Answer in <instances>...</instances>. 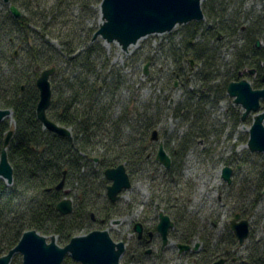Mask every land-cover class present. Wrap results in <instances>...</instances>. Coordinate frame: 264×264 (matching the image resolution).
<instances>
[{
  "label": "rangeland",
  "instance_id": "374dc122",
  "mask_svg": "<svg viewBox=\"0 0 264 264\" xmlns=\"http://www.w3.org/2000/svg\"><path fill=\"white\" fill-rule=\"evenodd\" d=\"M40 1L48 9L52 5L51 0ZM1 4V9L8 10L7 4ZM100 4L93 7L94 12L88 13L76 4L75 14L80 15L88 27L98 29L101 24ZM201 5L206 14L205 20L201 21L203 29L209 25L208 15H217L221 11L225 12V20L243 27L249 25L251 19L264 16V0H201ZM243 36L239 31L236 36L224 37L221 34L217 40H208V35L192 41L188 28L182 25L170 33L144 38L128 52L117 43L106 44L102 39L95 42L105 52V57L100 59V77L112 75L111 80L117 78L122 83L111 112L114 118L127 113L130 128L125 130V134L142 132L144 121L150 120L159 131L160 140L169 154L173 150L176 153L181 143L188 140L183 165L172 176L167 175V170L156 160L147 163L144 168H135L131 173V189L121 194L114 206L115 215L101 229L107 231L115 242L125 243L126 251L120 259L121 264H138L133 260V251L138 246L139 235L135 225L139 222L147 233L153 235L148 246L152 255L144 258L141 264H196L201 258L198 253L207 244L218 251L219 256L228 250L231 257L244 263L263 247L264 153H253L248 147L255 114L242 120L244 109L228 95L225 83L226 75L235 68L237 51L246 43ZM200 43L208 48L206 56L214 55L213 68L206 70L211 73L209 76L202 74L203 64L187 56V51H193ZM52 44L56 50H62L58 41L53 40ZM72 72L75 71L63 62L58 64L57 73L51 77L57 103L60 91L65 94L68 89L66 77ZM243 72H240V79L253 85L254 79L245 77ZM208 81L209 87L204 86V82ZM199 94H203L202 98ZM6 121L11 128L15 126L13 115ZM158 149L159 142H151L150 152L155 157ZM227 167L233 170L231 184L222 178ZM93 170L98 172L96 165L82 170L81 175L86 182L92 181ZM71 183L65 189L63 199L72 198L75 206L81 207L76 198L82 187L81 181L73 186ZM95 192L90 198L91 204L96 208L105 205L107 191L105 198H98ZM168 200L172 202L168 203ZM96 208L92 214L98 215ZM162 211L173 220L175 217L184 220L181 228L171 231L170 244L164 249L161 248L160 235L154 230ZM237 214L250 224V236L243 245L235 237L234 244L231 237L230 223ZM114 221L119 223L114 225ZM185 228L196 232L192 244L201 245L198 251L180 253L178 238ZM87 234L88 230H83L79 236ZM43 236L49 242L54 236L58 244V236ZM22 262V255L17 254L15 264Z\"/></svg>",
  "mask_w": 264,
  "mask_h": 264
},
{
  "label": "trees",
  "instance_id": "16d2710c",
  "mask_svg": "<svg viewBox=\"0 0 264 264\" xmlns=\"http://www.w3.org/2000/svg\"><path fill=\"white\" fill-rule=\"evenodd\" d=\"M51 1L48 9L40 0H10L8 7L17 6L22 13L20 18H15L9 8L6 11L0 8V108L11 109L15 120L13 128L7 121L0 123V154L8 132H14L7 147L14 181L9 186L0 180V257L15 248L27 231L58 236V244L64 247L83 230L89 233L101 230V221H93L91 217L96 207L90 198L95 191L98 198H105L110 185L103 177L105 171L124 164L132 181L131 173L135 168H144L156 160L150 152L151 134L157 130L156 126L145 120L142 132L125 134L130 128L127 113L114 118L111 112L122 83L117 78L111 80L112 75L100 77V59L105 57V52L95 44L97 40L93 41L99 28L88 27L80 15L75 14L76 4L88 13L94 12L93 7L102 0ZM1 2L4 0H0V5ZM225 19V12L221 11L217 15H208L209 25L205 30L201 22L187 24L190 39L194 41L209 35L208 40H217L221 34L226 37L242 32L246 43L237 51L234 70L226 75L227 89L232 82L241 80L239 75L243 71H247L243 72L245 77L255 78V89L264 88V16L251 19L245 27ZM53 40L62 46L61 51L54 48ZM258 42L262 43L260 48ZM207 54L208 48L203 43L196 44L193 51H187V56L203 64L202 74L209 76L211 73L206 70L213 68L214 55ZM63 62L75 72L66 77L68 89L65 94L60 91L57 95L60 96L58 103L52 89L55 101L52 98L48 117L70 129L71 137L46 130L37 117L40 94L36 81L44 70L56 68L57 73L58 64ZM251 70L256 74L250 75ZM210 81L203 85L209 87ZM202 96L199 94V98ZM187 150L188 140H185L176 153L174 150L168 153L172 166L167 175L172 176L182 167ZM95 159H98L97 163ZM90 165H96L98 172L93 170L92 181L86 182L81 173ZM63 180L64 189L57 190ZM70 181L72 186L81 181L82 187L76 198L82 206H75L72 214L64 216L57 211V205L65 197ZM104 204L96 211L107 204L115 206L108 199ZM109 206L107 220L115 213ZM174 222L179 229L184 220L175 217ZM195 236V231L185 228L178 238L179 244H192ZM231 237L234 239V234ZM233 243L236 244L235 239ZM256 252L244 263L231 257L230 264H264V245ZM222 256L207 244L196 264H212L215 258L220 260ZM13 262L15 264V257ZM63 264L77 263L68 257Z\"/></svg>",
  "mask_w": 264,
  "mask_h": 264
},
{
  "label": "water",
  "instance_id": "95a60500",
  "mask_svg": "<svg viewBox=\"0 0 264 264\" xmlns=\"http://www.w3.org/2000/svg\"><path fill=\"white\" fill-rule=\"evenodd\" d=\"M4 1L7 4L10 2L9 0ZM10 12L15 18L21 17V12L15 5L10 6ZM100 12L102 23L94 34L93 41L102 39L106 44L117 43L125 52H128L130 47L137 45L144 38L170 33L177 26L205 20L201 0H102ZM260 45L261 42H258L257 47ZM191 63L193 62L191 61ZM147 69L146 67V75L148 74ZM55 73L56 68L44 70L36 81L40 94L37 117L46 130L62 137H71L70 129L48 117V110L52 105L53 98L50 80ZM228 95L234 98L235 104L244 109L243 121L251 114H255L248 147L253 153H264V108L262 106L264 89L255 90L249 81L242 80L232 82L228 86ZM12 115V110L0 108V123ZM13 134V131L8 132L0 154V179L9 186L13 184L14 171L9 162L7 147ZM151 141L159 142L156 161L169 170L172 166V159L166 151L163 141L160 140L157 130L152 132ZM95 162H98V159H95ZM232 176L231 168L227 167L223 170L222 178L228 184L232 183ZM105 178L110 182L107 197L113 203L121 198L124 191L132 187L131 178L124 164L106 170ZM64 186L65 180L57 186V190L64 189ZM73 210V202L69 198L63 199L57 205V211L64 216L72 214ZM241 218V215L237 214L231 221L230 228L239 244L243 245L250 236V224L249 221ZM159 219L157 229L163 245L166 246L170 243L169 233L174 227V222L164 212L159 214ZM135 231L140 237L143 232L142 225L138 223ZM178 247L181 252L190 249L188 245L179 244ZM198 247L199 244L195 246V249L197 250ZM125 251V243L115 242L107 231L97 230L87 235L76 236L71 239L69 244L62 247L57 244L54 236L49 242L45 236L36 230H31L23 234L15 248L0 257V264H11L17 254L22 255V264H63L67 256L79 264H121L120 259ZM226 262L227 259L223 258L215 264H226Z\"/></svg>",
  "mask_w": 264,
  "mask_h": 264
},
{
  "label": "flooded vegetation",
  "instance_id": "af4514ba",
  "mask_svg": "<svg viewBox=\"0 0 264 264\" xmlns=\"http://www.w3.org/2000/svg\"><path fill=\"white\" fill-rule=\"evenodd\" d=\"M10 1V0H9ZM4 3H5V1H4ZM5 4H7V3H5ZM9 4H10V2H9ZM9 4H7V5H9ZM11 6V5H10ZM10 6H9V10H10ZM19 9V8H18ZM21 12V11H20ZM21 15H22V13H21ZM262 45H260V47H261ZM260 47H258V48H260ZM252 71H254V73H251ZM250 75H254V74H256V71L255 70H251L250 71V73H249ZM255 79V78H254ZM245 80V79H244ZM240 81H242V80H240ZM248 81V80H247ZM239 82V81H238ZM263 82H264V77H263ZM252 85V84H251ZM252 87H253V85H252ZM253 89H255L254 87H253ZM261 89H264V88H261ZM255 90H259V89H255ZM264 105V102L262 103V106ZM244 113V112H243ZM252 115V114H251ZM250 115V116H251ZM243 117V116H242ZM158 131V130H157ZM159 132V131H158ZM159 137H160V135H159ZM154 143V142H153ZM97 163V162H96ZM109 199V198H108ZM71 200H72V202H73V207L75 208V202H74V200L71 198ZM120 200V199H119ZM118 200V201H119ZM110 201V200H109ZM118 201H116V202H111L112 204H114L115 205V203H117ZM109 205L107 204V206H105L104 208L102 207V208H100V210H99V214L98 215H96V214H92V219H93V221H98V220H100L101 221V223L103 224V227L104 226H106L107 225V218L109 217L108 215L109 214H107V212H106V210H107V207H108ZM111 209H113L114 210V212H115V209H114V206H109ZM163 212V211H162ZM161 213V212H160ZM113 215H115V213L113 214ZM166 215H168V214H166ZM112 216V215H111ZM169 216V215H168ZM170 217V216H169ZM172 219V218H171ZM159 221H160V219H159ZM172 221L174 222V220L172 219ZM113 224L114 225H117L118 223H116V221H114L113 222ZM138 223H136V225H137ZM139 224H141L142 225V228H143V232H142V235L139 237L138 236V246H137V248L134 250V254H133V260L135 261V262H137L138 264H141V263H143V259L144 258H148L150 255H152V250L151 249H148L149 247L148 246H150V241L152 240V238H153V235L151 234V232H150V234H149V232L147 233L146 231H145V229H144V226H143V224L142 223H140L139 222ZM159 224V223H158ZM158 224H157V226H158ZM136 225H135V228H136ZM157 226L156 227H154V230L155 231H157L158 232V229H157ZM173 229H176V227H175V222H174V227L170 230V233H169V239H170V234H171V231L173 230ZM101 231V230H100ZM158 234H159V232H158ZM147 235H149V236H147ZM160 235V234H159ZM149 237V238H148ZM161 237V236H160ZM148 238V239H147ZM161 241H162V238H161ZM171 241V240H170ZM170 244V243H169ZM169 244H167L166 246H164L163 245V241H162V249H164V248H166L167 246H169ZM178 245H179V243H178ZM178 245H177V247H178ZM180 245H188V246H190V249L189 250H184V251H180V248L178 247V249H179V251H180V253H186V254H189L190 252H196V251H198L199 250V248H200V244H199V247H198V249L196 250L195 249V246L197 245V244H195V245H193V244H180ZM203 251H204V249H202L198 254H199V256H201L202 255V253H203ZM142 252H143V255H142ZM231 253H230V251H228V250H226V252H225V254H224V256H222L223 258H226L227 259V262H226V264H229L230 262H231V260H233V258H231ZM221 257V258H222ZM221 258H220V260H221ZM222 258V259H223ZM237 260V259H236ZM219 261V260H218ZM217 261H214L212 264H215ZM127 263V262H126Z\"/></svg>",
  "mask_w": 264,
  "mask_h": 264
},
{
  "label": "bare ground",
  "instance_id": "6f19581e",
  "mask_svg": "<svg viewBox=\"0 0 264 264\" xmlns=\"http://www.w3.org/2000/svg\"><path fill=\"white\" fill-rule=\"evenodd\" d=\"M100 23H102L101 18H100Z\"/></svg>",
  "mask_w": 264,
  "mask_h": 264
}]
</instances>
